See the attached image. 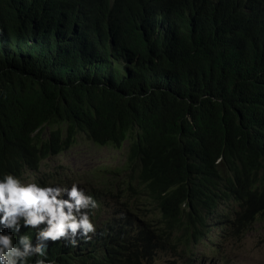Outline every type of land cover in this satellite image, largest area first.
<instances>
[{"label":"trees","instance_id":"16d2710c","mask_svg":"<svg viewBox=\"0 0 264 264\" xmlns=\"http://www.w3.org/2000/svg\"><path fill=\"white\" fill-rule=\"evenodd\" d=\"M81 132L128 141L132 196L161 216L49 241L54 264L168 247L195 264L222 206L246 229L264 221V0H0V174L39 172Z\"/></svg>","mask_w":264,"mask_h":264},{"label":"rangeland","instance_id":"374dc122","mask_svg":"<svg viewBox=\"0 0 264 264\" xmlns=\"http://www.w3.org/2000/svg\"><path fill=\"white\" fill-rule=\"evenodd\" d=\"M117 68L122 76L123 69L118 65ZM108 71L109 69L106 73H109ZM128 145V141H125L120 148L112 145L100 146L93 142L87 133L81 132L73 147L44 159L41 170L37 173L30 172L27 182L35 180L39 181L41 186L61 187H70L72 183H78L85 189V194L92 195L100 205L93 216L96 224L98 220L107 224L110 219H114L115 222H126L144 218L155 219L152 221L157 222L161 214L150 200L146 199L145 204L144 199L137 202L132 196L131 182L124 166L127 161ZM64 198L67 199L66 194ZM239 210L240 207L234 201L228 208L222 206L219 214L208 219V229L211 233L205 234V240L198 246V254L205 253L209 257L214 255L212 259L215 263H220L215 255L222 252L228 264H264V221L255 222L246 229V226L242 227L237 221ZM217 215L218 218H214ZM208 256L195 258V264H203ZM180 262L184 261L180 255L178 256L177 248L168 247L154 254L145 264ZM221 263L223 264V261Z\"/></svg>","mask_w":264,"mask_h":264},{"label":"clouds","instance_id":"9594fccd","mask_svg":"<svg viewBox=\"0 0 264 264\" xmlns=\"http://www.w3.org/2000/svg\"><path fill=\"white\" fill-rule=\"evenodd\" d=\"M30 172L22 179L0 174V264H54L48 258L49 241L77 247L78 240L88 242L96 234L93 216L100 205L92 195L78 183L61 187L27 182ZM22 227L27 231L21 233Z\"/></svg>","mask_w":264,"mask_h":264}]
</instances>
